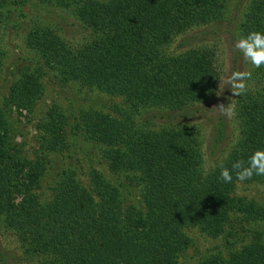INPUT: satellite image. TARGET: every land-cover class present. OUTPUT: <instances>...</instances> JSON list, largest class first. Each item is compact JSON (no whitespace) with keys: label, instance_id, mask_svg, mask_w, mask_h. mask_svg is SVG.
Segmentation results:
<instances>
[{"label":"trees","instance_id":"1","mask_svg":"<svg viewBox=\"0 0 264 264\" xmlns=\"http://www.w3.org/2000/svg\"><path fill=\"white\" fill-rule=\"evenodd\" d=\"M40 1L69 10L85 26L102 32L100 39L77 50L45 30L33 34V50L63 79L122 97L136 112L157 108L183 113L211 93L217 79L214 51L194 43L178 54L166 48L191 28L221 20L226 0ZM253 31L264 32V0L250 5L240 38ZM192 39L183 41L189 44ZM254 73L264 83V67H254ZM237 109V143L209 171L203 167L199 134L188 123L144 131L133 127L131 115L125 113L122 119L82 116L87 135L107 147L104 157L111 167L135 173L143 183L144 214L124 209L118 190L97 173L88 189L74 177L66 178L56 200L39 205L33 191L39 174L30 169L24 173L18 160L0 153V213L7 218V228L27 254L57 258L46 264H177V253L187 245L181 228L197 226L217 236L231 212L261 213L232 196L240 182L234 172L231 183L220 179L221 166L231 169L234 162L247 161L264 149V94L257 100L245 95ZM216 119L210 154L227 136L224 116ZM244 182L264 184V176ZM1 262L6 263L2 255ZM201 264H264V246H248L229 261L214 258Z\"/></svg>","mask_w":264,"mask_h":264},{"label":"rangeland","instance_id":"2","mask_svg":"<svg viewBox=\"0 0 264 264\" xmlns=\"http://www.w3.org/2000/svg\"><path fill=\"white\" fill-rule=\"evenodd\" d=\"M253 1L226 0L221 20L191 28L166 48L168 53L178 54L194 43L215 53L217 79L209 96L186 112L175 113L157 108H141L136 112L122 97L96 86L63 79L46 58L33 50L30 44L33 34L45 30L68 49L77 50L100 39L102 32L85 26L71 11L40 0H0V153L18 160L24 173L30 169L39 174L33 190L37 204L53 203L61 184L70 176L88 189L97 173L118 190L124 209L135 208L144 214L143 183L137 174L111 167L104 157L105 144L91 139L85 131L82 116L86 113L119 119L125 113L131 115L133 127L144 131L188 123L199 134L205 170L226 159L239 137V100L249 93L256 100L264 94V83L255 76L254 67L235 48ZM187 36L193 38L190 45L183 41ZM38 39L43 42L41 37ZM236 71L252 72V78L246 82L247 91L240 96H234L227 84L231 73ZM230 103L235 109L232 118L217 108ZM184 113L187 118L180 116ZM218 114L227 123V136L210 154ZM232 193L242 201L243 207L252 204L261 213L231 212L224 230L217 236L208 235L197 226L181 228L187 245L177 253V264H201L214 258L229 261L248 246H264V184L236 182ZM6 219L0 213V254L5 264L57 262L50 253L27 254L16 234L7 228Z\"/></svg>","mask_w":264,"mask_h":264},{"label":"clouds","instance_id":"3","mask_svg":"<svg viewBox=\"0 0 264 264\" xmlns=\"http://www.w3.org/2000/svg\"><path fill=\"white\" fill-rule=\"evenodd\" d=\"M235 48L243 54L246 62L255 68L264 67V32L253 31L237 40ZM252 78L250 71H236L231 73L227 84L234 96H240L247 91V81ZM228 118L235 115V109L230 104L217 107ZM220 179L225 183L233 181V172L240 182L252 179L254 176H264V149H258L247 161L238 160L231 169L221 166Z\"/></svg>","mask_w":264,"mask_h":264}]
</instances>
